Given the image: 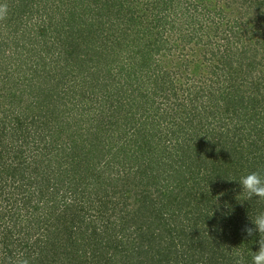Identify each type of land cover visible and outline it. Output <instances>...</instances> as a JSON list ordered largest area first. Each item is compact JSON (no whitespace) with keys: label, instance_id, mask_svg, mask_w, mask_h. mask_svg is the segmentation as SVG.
Wrapping results in <instances>:
<instances>
[{"label":"trees","instance_id":"1","mask_svg":"<svg viewBox=\"0 0 264 264\" xmlns=\"http://www.w3.org/2000/svg\"><path fill=\"white\" fill-rule=\"evenodd\" d=\"M217 4L0 0L51 42L46 58L20 41L7 56L0 33V264H234L237 250L252 264L264 202H238L235 181L264 172V57L236 49L264 0L233 23ZM177 74L195 85L182 98ZM126 168L132 210L115 200Z\"/></svg>","mask_w":264,"mask_h":264},{"label":"rangeland","instance_id":"2","mask_svg":"<svg viewBox=\"0 0 264 264\" xmlns=\"http://www.w3.org/2000/svg\"><path fill=\"white\" fill-rule=\"evenodd\" d=\"M141 1H143L145 3L147 0H141ZM216 1H218V4H217L218 7L219 8L222 7L224 9V12H225L224 14L226 16H228V17H225L226 21L228 20V21H231L233 23V19L236 20V18L239 15L240 16L242 15L241 11H238V9H239V4H242L244 0H216ZM4 2H7V0H4ZM55 2H57V1H55ZM59 4H62V3H59ZM139 4H141V3L138 2V5ZM248 4H250V3H247L246 5H248ZM49 6H51L52 8L59 7L58 3L48 4L47 7L49 8ZM253 6L254 5L252 4L250 7V13L246 17H244L245 20L242 21V23L245 24V22H246V25H249L250 23L255 22L256 26H257L255 29H259L261 31L259 33H256L255 36L249 35L250 40H248L246 43H244V39L241 40L242 42L238 45V46H240V48L236 49V58L242 57L243 54L245 56V52H243L245 49H250L251 50L250 53H252L254 55L258 54V59H262L264 57V9L263 8L258 9V7H253ZM36 7L37 6H35L34 9H36ZM235 7H236L237 11L233 12V9ZM60 8L63 10V7L60 6ZM7 10H10V9H7ZM0 11L2 12V13H0V33L3 36V42H5V44L8 45L7 46V56H10L12 53H16V52H18V50H20V49H17V45L15 44L17 41H20L21 43L25 42V43L29 44V46L27 48L30 51V54H35V56L37 58H40V59H42L44 57L46 58L47 52H45L44 50L48 49L51 46V42H45L44 40H42V37L38 36V35H40V33H43L44 30L42 27L39 26V22H37V20L35 19V16L32 15L31 12L29 14H27V12L24 14L18 13V11L15 10L14 8H13V10H11L12 17H10V16L8 17L6 14V11L3 8H0ZM261 11H263V13H262L263 16L260 14ZM28 15H31V16H29L30 19L28 18ZM4 17H6V19ZM56 19H58V18H56ZM49 27L51 30H56L57 28H61V24L58 26L54 24V25L49 26ZM186 52H188L187 55H190V58L188 57L189 59L196 58L194 51H191L188 49V51H186ZM101 53H102V51H101ZM91 55H94V52L91 53ZM192 55L194 56V58ZM199 56H200V54L197 53V57H199ZM52 57L56 58L55 55ZM11 59L13 61V68L17 69L18 68V63L16 61L17 59L16 58H11ZM28 61L31 62V61H33V59H28ZM192 65H191L192 72H194L195 71L194 69L197 66L196 60H194L192 62ZM25 67H22V69L24 70ZM43 71H45V68L43 69ZM182 71H183V69H182ZM198 71H199V69H198ZM203 71L205 72V70H203ZM56 72H58V71H56ZM200 72H201V70H200ZM174 79H175V82H177L179 85V86H176V90L178 92L179 98L183 97L184 92H185L184 95L188 94V92H189L188 89L192 90V88L195 86L193 82H191L190 84H185L184 80L180 74L175 75ZM174 103H175L174 99L168 100L165 103H161V109H167L168 108L166 111L170 112V108H171L172 110L174 109L175 111L178 112L179 108L176 105L174 106L173 105ZM138 105H140V103ZM142 105L151 109V103L142 104ZM135 109H139L137 104L133 108V112ZM174 110H173V114L175 112ZM148 113H150V110L147 112V114ZM143 120H145V119H143ZM177 121H179L178 118H177ZM161 130H163V128H161ZM133 164H136V163L133 162ZM129 166H130V164H129ZM127 170H128V168L124 169L122 171L123 173L117 174L115 176V178H118L115 181L118 184V185H116V187L119 188V189H117V190H119V192H117L118 194H117L115 200H116L117 205H119V206L121 205L123 207L126 204H128L129 209L132 210L133 208L138 207L139 204L136 202V200H134V199H136V198H134V196H135L134 193L131 194L130 196H128V195H126V192L124 190L127 188V185H130V182H131V188H132L134 186V182H135L136 178L134 175V172H135L134 169H130V172H127ZM125 173H128V174L126 175ZM123 176H127L128 179L132 180V181H130L129 183L126 184V181H124L122 178ZM109 188H110V186H109ZM139 188H140V186L137 184L136 191H139ZM122 192H124V193H122Z\"/></svg>","mask_w":264,"mask_h":264},{"label":"clouds","instance_id":"3","mask_svg":"<svg viewBox=\"0 0 264 264\" xmlns=\"http://www.w3.org/2000/svg\"><path fill=\"white\" fill-rule=\"evenodd\" d=\"M240 186V194L236 197L238 202L241 203L242 198L244 201L257 198L258 201L264 202V172L253 171L242 175L238 181H235ZM242 204V203H241ZM252 227H246L245 232L248 237L259 234V250L252 256V264H264V212H260L255 217L250 216ZM234 264H243L241 253L237 250L232 253Z\"/></svg>","mask_w":264,"mask_h":264}]
</instances>
